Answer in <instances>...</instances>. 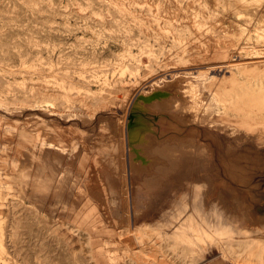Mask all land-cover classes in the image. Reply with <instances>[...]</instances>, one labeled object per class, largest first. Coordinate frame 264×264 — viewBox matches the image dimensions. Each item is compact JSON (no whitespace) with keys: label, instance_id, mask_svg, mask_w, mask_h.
Listing matches in <instances>:
<instances>
[{"label":"rangeland","instance_id":"1","mask_svg":"<svg viewBox=\"0 0 264 264\" xmlns=\"http://www.w3.org/2000/svg\"><path fill=\"white\" fill-rule=\"evenodd\" d=\"M149 1L0 0V264H137L132 225L264 257V0Z\"/></svg>","mask_w":264,"mask_h":264},{"label":"bare ground","instance_id":"2","mask_svg":"<svg viewBox=\"0 0 264 264\" xmlns=\"http://www.w3.org/2000/svg\"><path fill=\"white\" fill-rule=\"evenodd\" d=\"M127 1V0H126ZM142 1V0H141ZM145 1V0H144ZM147 1H149V0H147ZM154 1V0H153ZM153 1H151V2H153ZM158 0H156V2H157ZM155 2V1H154ZM154 2L151 4L150 3V1H149V3L151 4V5H153L154 4ZM161 2V1H160ZM159 2V3H160ZM163 2V1H162ZM162 2L160 3L162 6H163V4H162ZM165 2V1H164ZM143 3V2H142ZM158 3V2H157ZM149 4V5H150ZM159 4V5H160ZM165 4H169V3H165ZM164 4V5H165ZM173 4V3H172ZM156 5V4H155ZM166 5V6H167ZM165 6V7H166ZM134 7V6H133ZM172 7V6H171ZM88 8V7H87ZM91 8V7H90ZM168 8H170V7H168ZM110 9H112V8H110ZM88 10V9H87ZM154 11H155V9H153ZM172 10V9H171ZM178 10V9H177ZM173 11V10H172ZM173 13V12H172ZM171 13V14H172ZM84 14H86V13H84ZM155 14V13H154ZM174 14V13H173ZM167 15V14H166ZM175 15V14H174ZM90 16H92V15H90ZM119 16V15H118ZM160 17V16H159ZM163 17V16H162ZM91 18H95V17H91ZM108 19V18H107ZM164 19V18H163ZM168 19H169V17H168ZM168 19H166L167 21H169ZM189 19H191V18H189ZM101 20V19H100ZM166 20H164V21H166ZM194 20V19H193ZM97 21V20H96ZM117 21V20H116ZM134 21V20H133ZM118 23V22H117ZM195 23V22H194ZM163 24V23H162ZM196 37V36H195ZM51 82V81H50ZM54 83V82H53ZM47 84V83H46ZM49 90V89H48ZM52 93V92H51ZM46 94V93H45ZM53 94V93H52ZM51 94V95H52ZM49 95H50V93H49ZM42 96H43V94H42ZM145 104V103H144ZM140 105H141V103H140ZM129 157V156H128ZM197 191V190H196ZM198 197V196H197ZM196 198V197H195ZM195 203V202H194ZM197 204V203H196ZM200 204V203H199ZM195 205V204H194ZM196 206L197 205H195V207H193L194 209L196 208ZM199 206V205H198ZM197 206V207H198ZM201 206H202V204H201ZM206 206V205H205ZM180 207H181V205H180ZM179 207V209H177V210H175V212H174V214H172V217H173V219H174V227H175V232H173L172 233V235H173V237H175V238H177V237H182V239H186V233H184V229L187 227V225L188 224H190V223H192V225H193V222L195 221V217H197L198 218V216L200 215L202 218L201 219H203L204 217V219H206V220H208V221H210V224L211 223H213L214 224V227L216 226V228L217 229H220V230H222V231H226L227 229H231L232 228V224H230V217H228V216H224V215H222V216H217L216 214H212V213H209L208 211V213L206 214L205 212V214H203L204 215V217L201 215L202 213H201V211L199 212V210H198V208L195 210V211H197V212H194L193 210H191V212H190V209H189V211L186 209V207H188V206H182L183 208L185 207V211H187L186 213H185V211H184V215L182 214V210H183V208L181 207L180 208ZM192 207V206H191ZM189 208V207H188ZM201 208V207H200ZM204 208V207H203ZM203 208H201V209H203ZM205 208H207V206L205 207ZM130 209V208H129ZM180 209H182V210H180ZM192 209V208H191ZM214 208H212L211 210H210V212L211 211H214L213 210ZM203 212V211H202ZM199 213H201V214H199ZM218 214V213H217ZM166 215V214H165ZM167 216V215H166ZM171 216V215H170ZM200 216H199V218H200ZM229 219H228V218ZM170 218V217H169ZM198 218V219H199ZM160 219H162V218H160ZM166 220V219H165ZM164 220V221H165ZM168 220H170V219H168ZM167 220V221H168ZM205 220V221H206ZM199 221H200V219H199ZM233 220H231V222H232ZM243 221V220H242ZM132 222V221H131ZM170 222V221H169ZM171 222H172V220H171ZM157 223H160L159 221L157 222ZM164 223V222H163ZM173 223V222H172ZM171 223V224H172ZM208 223V222H207ZM156 224V223H155ZM165 224V223H164ZM234 224V223H233ZM145 225V224H144ZM143 225V226H144ZM149 225V224H148ZM166 225V224H165ZM169 225V224H168ZM191 225V226H192ZM194 225H195V222H194ZM193 225V226H194ZM173 226V225H172ZM190 226V225H189ZM188 226V227H189ZM208 226V225H207ZM206 226V227H207ZM212 226V225H211ZM145 227H146V225H145ZM151 227H153V226H151V224H150V228ZM166 227V226H165ZM171 227V226H170ZM188 227H187V229H188ZM132 228V229H131ZM131 228H130V232H133V234H135L134 236H135V238H136V241H139V238H140V241L137 243V244H134L132 241H130L129 240V238L128 239H126L125 241L124 240H122V241H124L126 244H128V246H129V253H126L125 255H126V257L125 258H127V259H129V262L128 263H131L130 262V259H131V261L132 262H137V264H146V260L149 258L150 260H151V263L150 264H187V262L188 261H190L189 259H190V257L189 256H184L183 255V253L184 252H177V250H172L171 248L172 247H174V246H172L171 248H169L170 246H171V240H170V242H169V239L166 237V235H164L163 234V236L160 234L161 232H163V231H161L160 233H159V231L157 232V230H159V228L157 229V230H154L153 231V229H152V231H149V230H147V228H142V226L140 227V228H135L133 225L131 226ZM149 228V227H148ZM153 228H156L155 226L153 227ZM168 228V227H167ZM192 228V227H191ZM194 228L196 229V230H194V231H198L197 229V226L195 225L194 226ZM209 228H211V227H208V229ZM213 228V227H212ZM215 228V229H216ZM214 229V228H213ZM202 230V229H201ZM210 230V229H209ZM207 231V230H206ZM214 231V230H213ZM252 231V230H251ZM128 232V231H127ZM217 232V231H216ZM197 233V232H196ZM224 233V232H223ZM127 234H129V233H127ZM126 234V235H127ZM132 234V233H131ZM132 234V235H133ZM195 234V233H194ZM207 234V233H206ZM225 234H226V232H225ZM228 234V233H227ZM244 234V233H243ZM122 235H124V234H122ZM125 235V236H126ZM130 235V234H129ZM168 235V234H167ZM197 235V234H196ZM128 236V235H127ZM140 236V237H139ZM209 239H210V241H214V242H216V248H217V250L219 251V253L222 255V257H224L225 259H227V260H229L230 262H233V263H235V264H264V261H262L263 259H264V257H260V259H262V260H260L259 259V261H251V259L249 258V259H247L246 260V258H244L242 255H241V252H240V250L243 248L242 246V248L240 247V250H239V246H235V242H233L234 244H231V242L232 241H230V243H227L224 239H222V238H219V240H217L216 239V235L215 234H210V233H208L207 235H206ZM222 236V235H221ZM120 237H122V236H120ZM119 237V238H120ZM172 237V238H173ZM200 239V238H199ZM198 239V240H199ZM226 239V238H225ZM179 240V239H178ZM217 240V241H216ZM187 242H188V240H186ZM201 241V240H200ZM227 241H229V240H227ZM202 242V241H201ZM193 244V243H192ZM191 244V245H192ZM203 244V243H202ZM174 245V244H173ZM190 245V244H189ZM195 245V244H194ZM243 245V244H242ZM127 246V247H128ZM137 246V247H136ZM177 245H175V247H176ZM247 246V245H246ZM127 247H126V249H127ZM195 247V246H194ZM245 247V246H244ZM249 247V246H248ZM193 248V247H192ZM177 249V248H176ZM179 249V248H178ZM189 249H191V248H189ZM194 249V248H193ZM195 249H196V247H195ZM128 250V249H127ZM180 251V250H179ZM128 252V251H127ZM247 256V255H246ZM249 256V255H248ZM258 258V257H257ZM127 259H126V261H127ZM148 259V260H149ZM253 259H255V258H253ZM257 260V259H256ZM192 262V261H191ZM149 263V262H148ZM188 263H190V262H188Z\"/></svg>","mask_w":264,"mask_h":264},{"label":"water","instance_id":"3","mask_svg":"<svg viewBox=\"0 0 264 264\" xmlns=\"http://www.w3.org/2000/svg\"><path fill=\"white\" fill-rule=\"evenodd\" d=\"M156 94H154V95H150V96H147V97H143V96H138L137 98H141L142 100H144V101H147V100H150L151 98H153L154 96H155ZM136 98V99H137ZM134 113H132V112H130L129 113V115H128V124H127V128L129 129L130 127H132L133 126V124H134ZM131 143V142H130ZM129 143V144H130Z\"/></svg>","mask_w":264,"mask_h":264}]
</instances>
